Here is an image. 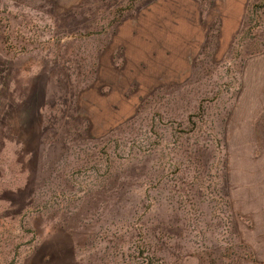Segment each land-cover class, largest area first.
<instances>
[{
  "label": "rangeland",
  "instance_id": "rangeland-1",
  "mask_svg": "<svg viewBox=\"0 0 264 264\" xmlns=\"http://www.w3.org/2000/svg\"><path fill=\"white\" fill-rule=\"evenodd\" d=\"M166 1L0 0V264H264V0Z\"/></svg>",
  "mask_w": 264,
  "mask_h": 264
},
{
  "label": "crops",
  "instance_id": "crops-1",
  "mask_svg": "<svg viewBox=\"0 0 264 264\" xmlns=\"http://www.w3.org/2000/svg\"><path fill=\"white\" fill-rule=\"evenodd\" d=\"M183 1L186 3L185 4L181 1L186 6L184 11H179L178 3L180 2V0H167L166 3L164 5L162 4L163 6L160 7V9H158L156 12L158 15V19L156 17L154 22V19L150 17V23L153 26H159V31H156L155 33L156 39L166 38L170 43H175V46H177L179 44L180 35L185 37L188 35L186 33H188L189 31L192 32V27L195 26L193 22L194 20L190 17L189 13L190 11H192V8H190L192 7V4L190 0ZM244 3L245 4L243 8L245 10L247 0H244ZM167 28H172L173 30L171 29V32H167ZM148 49L150 51V47ZM181 61L182 60L177 57L176 59L171 60V63H173L174 65H178L181 64Z\"/></svg>",
  "mask_w": 264,
  "mask_h": 264
}]
</instances>
